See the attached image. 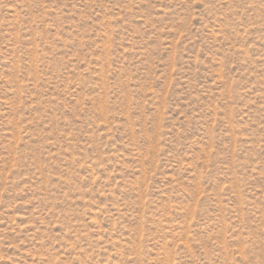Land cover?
Here are the masks:
<instances>
[{"label": "rangeland", "instance_id": "obj_1", "mask_svg": "<svg viewBox=\"0 0 264 264\" xmlns=\"http://www.w3.org/2000/svg\"><path fill=\"white\" fill-rule=\"evenodd\" d=\"M0 264H264V0H0Z\"/></svg>", "mask_w": 264, "mask_h": 264}]
</instances>
